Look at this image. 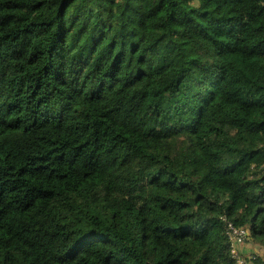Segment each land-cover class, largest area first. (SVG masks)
<instances>
[{
  "label": "trees",
  "instance_id": "1",
  "mask_svg": "<svg viewBox=\"0 0 264 264\" xmlns=\"http://www.w3.org/2000/svg\"><path fill=\"white\" fill-rule=\"evenodd\" d=\"M227 223L264 247V0H0V264H236Z\"/></svg>",
  "mask_w": 264,
  "mask_h": 264
},
{
  "label": "built area",
  "instance_id": "2",
  "mask_svg": "<svg viewBox=\"0 0 264 264\" xmlns=\"http://www.w3.org/2000/svg\"><path fill=\"white\" fill-rule=\"evenodd\" d=\"M227 235L229 237V240L232 242V248H231V254L232 256L237 260L238 264H243L241 261L238 250L235 248V240L239 243H242L244 240H246L248 234L243 229H238L231 223H227Z\"/></svg>",
  "mask_w": 264,
  "mask_h": 264
},
{
  "label": "crops",
  "instance_id": "3",
  "mask_svg": "<svg viewBox=\"0 0 264 264\" xmlns=\"http://www.w3.org/2000/svg\"><path fill=\"white\" fill-rule=\"evenodd\" d=\"M247 234H248V232H247ZM243 247L239 248L241 253L239 254V252H238L239 257H240L241 261L243 262V264H261V263L263 264L264 263V260L262 261V259H260V256H258V255L253 256L252 251L250 253L246 252L245 248H243ZM240 255L242 256L243 259L241 258ZM246 258H248L249 261H247ZM235 261H236V264H238L236 259H235ZM255 262H257V263H255Z\"/></svg>",
  "mask_w": 264,
  "mask_h": 264
},
{
  "label": "rangeland",
  "instance_id": "4",
  "mask_svg": "<svg viewBox=\"0 0 264 264\" xmlns=\"http://www.w3.org/2000/svg\"><path fill=\"white\" fill-rule=\"evenodd\" d=\"M246 252H253V256H260V259H262V261L264 260V247H258V246H254L252 243L250 242H246L244 247Z\"/></svg>",
  "mask_w": 264,
  "mask_h": 264
}]
</instances>
